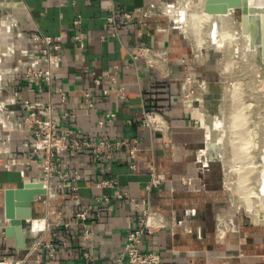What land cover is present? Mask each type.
I'll use <instances>...</instances> for the list:
<instances>
[{
	"label": "crops",
	"instance_id": "obj_1",
	"mask_svg": "<svg viewBox=\"0 0 264 264\" xmlns=\"http://www.w3.org/2000/svg\"><path fill=\"white\" fill-rule=\"evenodd\" d=\"M174 2L0 0V47L7 26L22 33L13 39L17 51L28 47L30 35L39 33L60 37L61 45L51 50L60 57L52 88L23 79L26 57L22 53L2 56L5 90L0 99L18 92L19 100L6 106L12 111L14 127L0 125V146L9 138L8 148L0 152V254L6 250L9 259L37 264L39 253L48 254L41 247L33 250L35 237H40L56 248L48 264H128L121 255L126 234L148 209L161 216L166 226L145 233L140 247L157 251L160 264H264V229L248 226L231 214L224 205L220 160L210 155L202 160L205 150L209 154L212 150L205 125L193 116L196 107L184 98L182 85L189 70L206 78L215 71L217 53L211 46L200 59L195 45L167 12ZM79 33H83V47L75 39ZM139 46L147 51L134 58ZM58 87L65 91L64 108L76 114L75 138L136 139L137 150L133 158L126 149L114 152L111 161L96 160L89 150L64 153V170L77 172L72 182L77 197L66 188H43L44 193L31 201L32 217L22 221L25 246L18 248L15 238L5 234L9 224L5 190L22 187L28 180L37 183L41 170L39 160L21 145L29 133L14 128L25 114L23 100L59 103ZM85 90L90 91L91 107L83 103ZM151 107L166 119L162 134L143 124V112ZM108 112L115 113L111 121L105 119ZM100 120H104L101 127ZM101 180H114L116 186H99ZM58 181L52 179L53 184ZM116 189L123 197L115 195ZM102 196L107 200H100ZM79 210L88 214L90 240L84 238L83 226L75 217ZM57 221L61 225L56 227Z\"/></svg>",
	"mask_w": 264,
	"mask_h": 264
},
{
	"label": "built area",
	"instance_id": "obj_2",
	"mask_svg": "<svg viewBox=\"0 0 264 264\" xmlns=\"http://www.w3.org/2000/svg\"><path fill=\"white\" fill-rule=\"evenodd\" d=\"M167 12L171 14V6ZM172 15V14H171ZM123 17L131 18L130 13H123ZM109 20H114V15L109 17ZM16 27V26H15ZM7 30L3 31V44L0 47V63L2 62V56L13 54L15 52L22 53L26 59L23 62L24 67V80L29 83H45L49 88H52V78L53 71L58 67L60 57L57 53H52V49L58 50L60 45V37L51 36L46 34H32L29 37V44L27 48H22L17 51L16 44L13 39L20 38L22 33L17 29L12 31L10 26L6 27ZM77 44L83 47V33H79L75 36ZM1 45V44H0ZM3 47V48H2ZM147 48L145 46H139L133 54V57L145 53ZM41 63H46V67H41ZM192 77H196L190 70L187 71L184 80L187 82ZM97 84L100 83L99 80H95ZM188 84V83H187ZM185 82L182 85V93L188 102H192V99L188 97L191 95V90ZM5 90V85L1 77L0 72V94ZM104 93L108 91L103 90ZM58 101L48 100L47 102L36 100H23V108L25 114L23 120L17 122L15 125L16 130L25 131L29 133V136H25L21 145L27 147L31 151V155L36 157L39 162L41 176L37 183H41V187L49 191L52 188H66L73 192V197L76 198L77 186L72 184L75 180L77 172L71 170H64L65 163L62 160L64 153L68 152L70 154H77L82 150H89L91 156L96 160L106 159L111 161L114 157V152H119L123 149L128 151L131 158L134 157L135 151L137 150V140L133 139L130 142L126 139L119 140H107L98 139L91 140L90 138L78 139L73 136V124L76 121V114L73 110L65 109V91L61 88H57ZM8 98L3 101L0 99V125L7 128H12L10 115L11 110L6 108L9 104H15L19 100L18 92L8 93ZM121 96L123 97L122 93ZM83 103L87 107L92 106L90 101V91H83ZM197 100V99H196ZM58 104L61 109L58 108ZM197 108V107H196ZM61 117H60V116ZM115 117L114 112H108L105 114L106 121H111ZM143 124L147 126L151 131L164 133L166 129V119L157 109L151 107L146 109L142 115ZM33 124V125H32ZM99 126L104 125V120L98 122ZM27 125V126H26ZM9 138L6 139L8 141ZM6 141L1 142L0 152H3L8 148ZM8 143V142H7ZM5 147V148H4ZM8 166L7 164L5 165ZM131 167H134L131 164ZM57 178L59 181L56 184L52 183L53 178ZM183 183L187 180L182 178ZM27 182L31 183L30 180ZM154 180L152 183H156ZM98 185L105 186H116V181L114 180H101ZM123 192L116 189L115 195L117 197H123ZM100 200H107L106 196H102ZM58 214V213H57ZM60 214V213H59ZM76 219L83 226V236L85 239L90 240L93 235L92 230L88 228V214L85 210H79L75 213ZM60 221L54 223V226H59ZM166 226L165 221L161 216L156 213L150 212L148 209H144L138 221V225L131 229L125 237L124 247L122 251V258L128 264H160L161 257L157 251H145L140 247L145 233H151L154 229H160ZM43 248L48 251L45 256L42 253L37 255V264H48L49 257L55 254L56 248L51 241H43L40 237H35L33 244V250L36 248ZM9 254L5 250L0 254V264H26V259L22 258L19 260H13L8 258ZM47 258V259H45ZM70 264H94L93 262L83 263L79 261H72Z\"/></svg>",
	"mask_w": 264,
	"mask_h": 264
},
{
	"label": "rangeland",
	"instance_id": "obj_3",
	"mask_svg": "<svg viewBox=\"0 0 264 264\" xmlns=\"http://www.w3.org/2000/svg\"><path fill=\"white\" fill-rule=\"evenodd\" d=\"M204 1L175 0L170 8L176 25L189 37L193 45L199 40L197 36L200 37L202 50L197 51L200 59L211 46L217 53L215 71L207 78L196 76L187 82L184 80L192 92L188 98L193 100V106L202 113L200 116L205 126L210 127L214 116L213 108L217 111L216 118L220 122L218 140L221 147L217 153L211 151L210 154L220 160L224 205L232 211L231 214L234 213L247 222L248 226L264 229V217L247 207L243 192L246 189L245 193L248 189H256L261 183L260 170L263 164L260 161L264 141V62L261 49L248 48V37L241 32L239 9L226 15H212L207 20L204 19L205 21L193 22L190 14L201 12ZM183 16L186 17L185 20L182 19ZM194 29H197V32ZM213 31L219 32L224 38L223 47L212 42ZM226 59L230 64L227 69H223L222 64ZM209 103L213 105L209 106ZM238 104L243 105V109L236 113L234 108ZM244 139L251 144L255 143V146L248 149L250 153L246 148H242L245 143L241 142ZM245 151L248 154L246 159L251 157L255 162L253 166L246 165V161L236 162L240 158L238 156ZM236 165L238 167L233 168ZM240 170L242 178L237 173ZM243 178H247L248 184L244 186H247L246 189L238 185ZM256 199L258 205L264 206V195L258 194Z\"/></svg>",
	"mask_w": 264,
	"mask_h": 264
},
{
	"label": "water",
	"instance_id": "obj_4",
	"mask_svg": "<svg viewBox=\"0 0 264 264\" xmlns=\"http://www.w3.org/2000/svg\"><path fill=\"white\" fill-rule=\"evenodd\" d=\"M214 1L226 2L227 7L214 9L215 5H211ZM204 5L211 15H226L239 9L241 32L248 36V48L254 50L259 47L264 62V0H207ZM44 191L41 183L35 182L5 190V214L9 219V224L5 226V234L15 238L18 248L25 246L22 221L32 217L31 201L35 195Z\"/></svg>",
	"mask_w": 264,
	"mask_h": 264
},
{
	"label": "bare ground",
	"instance_id": "obj_5",
	"mask_svg": "<svg viewBox=\"0 0 264 264\" xmlns=\"http://www.w3.org/2000/svg\"><path fill=\"white\" fill-rule=\"evenodd\" d=\"M207 0H205L204 1V3H203V8H202V11L201 12H198V13H192V14H190L191 16V20L193 21V22H198V21H202V20H204V19H208L210 16H212L210 13H208V11L206 10V8H204L205 7V2H206ZM210 3V2H209ZM212 4V6L213 5H215V6H213V8L214 9H217V8H220V7H227V5H226V2H223V1H214V2H211ZM208 9V8H207ZM221 15H223V14H221ZM182 19H186V17L185 16H183L182 17ZM205 21V20H204ZM203 21V22H204ZM193 25H195V24H193ZM197 26H198V24H197ZM198 29V28H197ZM196 29V30H197ZM195 30V29H194ZM195 30V31H196ZM197 32V31H196ZM193 34V33H192ZM194 35V34H193ZM244 35H246V34H244ZM248 37V36H247ZM197 38L199 39L198 40V42L196 41V43H195V47L197 48V50L200 52L201 50H202V47H201V45H200V37H198L197 36ZM196 38V39H197ZM211 39H212V42H214V43H217L219 46H223V37H221V36H219L218 35V32L217 31H213L212 32V36H211ZM204 40V39H203ZM202 40V41H203ZM254 50H256V48L254 49ZM229 64H230V62L226 59V61L225 62H223V64H222V68L223 69H227L228 68V66H229ZM213 104L212 103H209V106H212ZM244 105H246V104H244ZM242 109H243V105H237V106H235V108H234V111L236 112V113H238V112H240V111H242ZM200 112V110L198 109V108H194L193 109V112H192V114H193V116L196 118V119H198L201 123H202V119H201V116H200V114L202 115V113H199ZM216 113H217V111H216V109L215 108H213V114H214V116L212 117V119H211V121H210V127H208V125H206L205 126V128H206V135H207V145H208V147L212 150V152H218V151H220V150H218L219 149V147H220V145H219V142H218V139H217V137H216V135L218 134V130H219V125H220V122H219V120L216 118ZM203 124V123H202ZM240 138V137H239ZM237 139V138H236ZM233 143H235V141L233 142ZM242 144L243 143H245L244 144V146L242 147V148H246V150H248V149H250V146H255V143H253V144H251L250 143V141H248V140H246V139H244V140H242V142H241ZM205 147H206V143H205ZM241 147V146H240ZM242 148H240V149H242ZM205 150V148L203 149V151ZM202 151V152H203ZM249 151V150H248ZM261 151H262V153H263V156H262V160L260 161L262 164H263V167L261 168V170H260V179H261V183H260V185L258 186V188H252V189H248L249 191L247 192V193H245V191L247 190L246 188H247V186H246V188L244 187L246 184H248V183H246V180H247V178H243L242 180H240V182H239V186H241L242 188L244 187L246 190H243V192H244V201H245V203H246V205H247V207L249 208V209H252V210H254L256 213H257V215H261L262 217H264V206L263 205H258V203L256 202V196L258 195V194H261V195H264V144L262 145V147H261ZM205 152H207V153H203L202 154V160H207L206 159V156L207 155H210V157L211 158H214L213 156H211V154H209V152L208 151H206L205 150ZM249 153H250V151H249ZM252 155V154H251ZM262 155V154H261ZM247 156H248V154H247V151H245L243 154H241L240 156H238V158H236V159H238V160H236V162L237 163H240V162H242V161H246V165H248V166H253L254 164H255V162L251 159V157H250V159H246L247 158ZM236 163V164H237ZM235 164V163H234ZM243 164V163H242ZM244 165V164H243ZM234 166V165H233ZM236 167H238L237 165L235 166V167H233V168H236ZM241 168V167H240ZM243 168V167H242ZM254 169V168H253ZM236 170V169H235ZM238 170V169H237ZM242 172V170H240V172H237L239 175H240V173ZM244 174V173H243ZM245 175H246V173H245ZM239 177H241V175L239 176ZM242 178V177H241ZM240 178V179H241ZM259 178V177H258ZM28 183V182H27ZM252 187V186H251ZM250 186H249V188H251ZM238 189H240V188H238ZM241 190V189H240ZM258 190V191H257Z\"/></svg>",
	"mask_w": 264,
	"mask_h": 264
},
{
	"label": "flooded vegetation",
	"instance_id": "obj_6",
	"mask_svg": "<svg viewBox=\"0 0 264 264\" xmlns=\"http://www.w3.org/2000/svg\"><path fill=\"white\" fill-rule=\"evenodd\" d=\"M263 144H264V141H263ZM263 144H262V145H263Z\"/></svg>",
	"mask_w": 264,
	"mask_h": 264
}]
</instances>
